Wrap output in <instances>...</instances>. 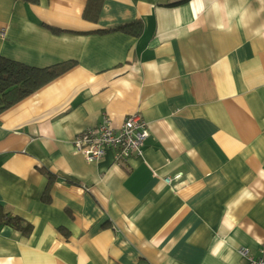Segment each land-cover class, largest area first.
<instances>
[{"label": "crops", "instance_id": "crops-1", "mask_svg": "<svg viewBox=\"0 0 264 264\" xmlns=\"http://www.w3.org/2000/svg\"><path fill=\"white\" fill-rule=\"evenodd\" d=\"M0 0V57L67 72L0 112V264H250L264 252V0ZM140 21L142 34L105 31ZM140 115L143 153L74 140ZM181 173L170 184L165 179Z\"/></svg>", "mask_w": 264, "mask_h": 264}, {"label": "trees", "instance_id": "trees-1", "mask_svg": "<svg viewBox=\"0 0 264 264\" xmlns=\"http://www.w3.org/2000/svg\"><path fill=\"white\" fill-rule=\"evenodd\" d=\"M34 1V0H26ZM103 0H89L83 17L90 22H98L103 8ZM140 21L113 27L105 33L123 32L133 37L142 34ZM73 63L48 68H36L23 63L0 57V112L29 97L51 81L68 71ZM0 223L10 225L26 233L29 227L23 226L21 218L11 216L0 206Z\"/></svg>", "mask_w": 264, "mask_h": 264}, {"label": "built area", "instance_id": "built-area-1", "mask_svg": "<svg viewBox=\"0 0 264 264\" xmlns=\"http://www.w3.org/2000/svg\"><path fill=\"white\" fill-rule=\"evenodd\" d=\"M148 137V124L138 114L128 117L117 130L112 127L110 119L104 116L97 127L87 129L78 135L74 140V146L75 150L90 162L102 159L111 150L114 152L115 162L120 165L133 156L141 155ZM181 177L182 174L179 173L165 181L170 184ZM242 254L249 258L250 264H264V252L258 258L252 257L248 250H242Z\"/></svg>", "mask_w": 264, "mask_h": 264}]
</instances>
